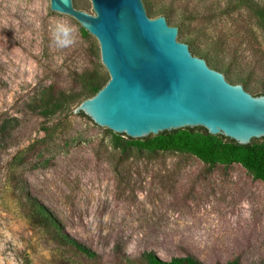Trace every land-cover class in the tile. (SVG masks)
Wrapping results in <instances>:
<instances>
[{
  "label": "rangeland",
  "instance_id": "374dc122",
  "mask_svg": "<svg viewBox=\"0 0 264 264\" xmlns=\"http://www.w3.org/2000/svg\"><path fill=\"white\" fill-rule=\"evenodd\" d=\"M147 6L230 83L264 95V0ZM95 77L98 87L110 80L80 22L50 0H0V264H151L148 252L264 264V182L238 163L147 151L78 116ZM17 181L54 214L64 242L18 198Z\"/></svg>",
  "mask_w": 264,
  "mask_h": 264
},
{
  "label": "water",
  "instance_id": "95a60500",
  "mask_svg": "<svg viewBox=\"0 0 264 264\" xmlns=\"http://www.w3.org/2000/svg\"><path fill=\"white\" fill-rule=\"evenodd\" d=\"M50 2L52 11L76 19L98 39L110 75L94 97L76 108L77 114L136 142L197 127L240 145L264 140V95L253 96L230 83L194 55L181 42L178 27L164 16H149L147 0Z\"/></svg>",
  "mask_w": 264,
  "mask_h": 264
},
{
  "label": "trees",
  "instance_id": "16d2710c",
  "mask_svg": "<svg viewBox=\"0 0 264 264\" xmlns=\"http://www.w3.org/2000/svg\"><path fill=\"white\" fill-rule=\"evenodd\" d=\"M83 32L84 34L88 33L84 28ZM193 54L195 55V53ZM196 54H199L201 58H205V56L199 52ZM98 82L99 79L95 77L91 82L87 83L86 87L90 95L86 96L82 102L94 97L107 84L98 87ZM72 103L73 102H69L68 106H71ZM77 115L80 117H87L82 112ZM151 136L141 138L140 141L135 143H139L140 146L150 152L168 150L189 152L206 163H238L248 171L253 172L257 178L264 182V146L254 144V140L256 139H253L248 145H240L236 141L222 135H217V137L213 136L202 127L184 128L170 132L165 131L156 135L154 138ZM14 188L18 198L27 201L31 207V212L43 223L45 228L53 234V240L64 242L67 235L64 233L63 228L54 214L46 209L36 198L30 196L24 182L20 183L17 181ZM71 243L76 246L78 251L90 253V250L81 243L75 240H72ZM146 255L151 264H203L192 256H178L173 257L169 261H165L158 258L153 252H148ZM217 264L241 263L234 260Z\"/></svg>",
  "mask_w": 264,
  "mask_h": 264
}]
</instances>
